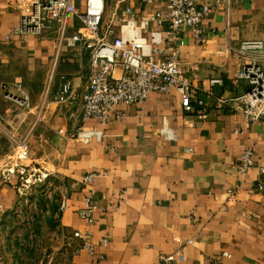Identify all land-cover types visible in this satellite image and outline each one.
<instances>
[{"label": "crops", "instance_id": "obj_1", "mask_svg": "<svg viewBox=\"0 0 264 264\" xmlns=\"http://www.w3.org/2000/svg\"><path fill=\"white\" fill-rule=\"evenodd\" d=\"M167 1L132 0L123 8L132 6L140 22ZM205 1L212 7L204 20L206 40L198 42L189 27L179 33L185 75L199 87L203 105L196 101L187 111L177 89L154 92L142 104L119 105V117L103 123L85 119L81 102L56 100L66 79L84 93L90 51L64 48L58 58L54 35L17 34L22 12L15 0H0V264H33L2 240L5 220L24 198L17 190L20 173H4L22 139L30 144L26 163L47 174L48 183H62L56 220L63 245L48 264H158L176 252L172 264H264V178L258 168L264 165V122L247 125L239 107L250 85L235 81L245 59L264 67V50L240 52L245 41L264 39V0ZM75 4L84 8V0ZM115 4L110 0L109 14ZM116 23L117 36L138 33L136 26ZM142 35L170 52L157 25ZM212 78L224 85L212 86ZM19 83L33 106L21 123L3 90L7 84L17 92ZM249 148L257 166L241 175ZM92 172L101 176L85 183ZM91 196L98 202L92 222L81 216Z\"/></svg>", "mask_w": 264, "mask_h": 264}, {"label": "built area", "instance_id": "obj_2", "mask_svg": "<svg viewBox=\"0 0 264 264\" xmlns=\"http://www.w3.org/2000/svg\"><path fill=\"white\" fill-rule=\"evenodd\" d=\"M132 0H116L107 20L110 0H84V8H79L75 0H15L22 12L21 25L15 29L17 34L42 35L52 33L57 42L58 58L67 49L79 46L90 51L91 74L88 86L80 94L72 79H66L56 94V100L65 104L82 103L83 117L97 119L103 123L112 122L119 117V105L142 104L154 92L168 94L177 89L182 96V103L187 111L194 110V102L203 105L198 100L196 87L185 75V69L180 59L181 47L185 44L179 33L185 28L192 29L198 42L206 40L204 20L212 11L211 5L205 0H168L165 9L151 12L138 19L133 18L132 6L123 8V3ZM144 5H153L155 0H139ZM232 0H218L219 3H229ZM241 1V0H236ZM123 28L136 26L137 34L124 36L116 34L117 22ZM157 25L168 38L166 49L158 43L143 36L144 32ZM77 28L76 32L71 30ZM157 43V44H156ZM264 50V39L245 41L240 52ZM236 83L247 81L250 90L241 98L239 110L244 115L248 126L257 121L264 122V67L256 59L248 58L236 73ZM210 84L224 85L222 78L210 79ZM18 91H13L9 85H3L7 99L15 103L16 120L24 121L31 112L30 97L17 85ZM18 150L6 168L5 175L20 173V183L17 190L20 195L45 180L48 175L34 169L26 161L29 159L30 144L27 139L17 141ZM239 171L247 175L255 168V151L247 149L241 159ZM264 178V165L258 166ZM101 173L92 172L85 176V183H93ZM263 183H260L262 186ZM94 192V191H92ZM98 206L97 200L91 196L86 199V207L81 216L93 221V213ZM76 237H82L76 232ZM178 240V238H176ZM107 241L105 240L104 243ZM189 243L192 240L188 241ZM86 246L93 251L91 243ZM180 252L162 256L158 264H172ZM224 256L230 254L225 252ZM101 258H104L103 256Z\"/></svg>", "mask_w": 264, "mask_h": 264}, {"label": "rangeland", "instance_id": "obj_3", "mask_svg": "<svg viewBox=\"0 0 264 264\" xmlns=\"http://www.w3.org/2000/svg\"><path fill=\"white\" fill-rule=\"evenodd\" d=\"M109 11L107 12V16ZM61 181L48 183L47 178L30 188L17 211L4 222L3 242L14 246L23 259L33 264H48L63 245L57 228L56 212L63 198ZM13 252L9 253L12 254Z\"/></svg>", "mask_w": 264, "mask_h": 264}]
</instances>
